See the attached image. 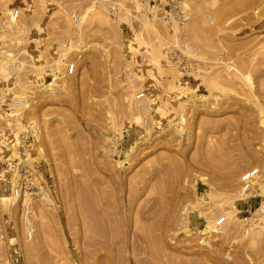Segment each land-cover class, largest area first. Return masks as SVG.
Instances as JSON below:
<instances>
[{"label":"rangeland","instance_id":"obj_1","mask_svg":"<svg viewBox=\"0 0 264 264\" xmlns=\"http://www.w3.org/2000/svg\"><path fill=\"white\" fill-rule=\"evenodd\" d=\"M262 46L264 0H0V135L34 173L12 210L0 179V264H264ZM109 214L113 247L90 232Z\"/></svg>","mask_w":264,"mask_h":264},{"label":"bare ground","instance_id":"obj_2","mask_svg":"<svg viewBox=\"0 0 264 264\" xmlns=\"http://www.w3.org/2000/svg\"><path fill=\"white\" fill-rule=\"evenodd\" d=\"M92 11H94V8L93 7L92 8L91 7L88 8L86 10V14L81 17L82 21L83 20L86 21L87 18H88V16H89V14ZM11 17H12V19H18V17L15 16V15L14 16L12 15ZM23 30L26 31L25 28H23ZM15 33H17L16 30H15ZM192 46H195V45H192ZM65 47L68 48V49H70L71 46L69 47V45H65ZM262 48L264 49V46H262ZM59 62L62 65L61 66L60 75L65 76V77H68L70 75L75 74V67H76L75 63H70V62L68 63L67 60L64 59V57H62ZM35 67L36 68H40V65H35ZM59 68H60V66H59ZM230 68L232 70H234L235 73L239 74L244 79V81L250 86L251 90H253V87H254L253 86L254 85V78H253V76H252V74L250 72L247 73V74H245L236 65L230 66ZM10 72L11 73L18 74V69L15 68L14 66H11L10 67ZM263 83H264V81H263ZM212 85H214V88L215 89H219L221 87L219 81H213L212 82ZM45 87H46V90H51L52 88H54V84H53V82L46 83ZM139 95H142V93H139ZM139 95L136 94V97L139 98L140 97ZM71 96H72V94H70L69 97H71ZM201 98L206 99L207 97L206 96H201ZM137 101L139 102V100H137ZM17 103L22 104V101H18ZM142 109H143V111L145 113H148L149 112V109H148L147 105H142ZM258 109H259V113H260V115L262 117V122L264 124V107L262 105H259L258 106ZM137 118L139 120V117L138 116L136 117V119ZM62 121L64 123H66V121H67L66 114H64L62 116ZM179 122H180L179 124H182V125L185 124L186 125L187 119H186L185 115H183V114H180L179 115ZM176 131H177V134L179 136H182V133L179 131V129H176ZM35 132L37 134V131H35ZM122 163H124V162H122ZM244 175H243V177H244ZM243 177H242V182H241L242 184L240 185V195H241V192H242V195L243 194L244 195H249L248 193H250V192H258V189H252V186L256 183L255 179H253V181H252L251 188H249L247 190L246 187H245L246 183L243 181ZM227 186L229 188L233 186V179L232 178H229L227 180ZM17 198L18 197H16V196H11V197L3 196V197H1V201L3 202V205H4L5 208H8L9 210H12L13 209L12 208V204H13L12 201L13 200L11 201V199H14V201H16ZM82 206H83V204H82ZM257 211H262L264 213V202L261 205V207H259V209ZM215 215L216 214L212 215V217H209V219H208V226H209V228L215 229V230H219L218 231L219 232V235L221 237L223 236V238L226 237L225 235H227V236L230 235L228 233H231L230 232L231 230H227L226 225H228L227 224L228 218L229 217L230 218L231 217H234V214L232 212H227V213L223 214V216H225V218L223 219V222L220 223V224H218V222H219L220 219H222V216L216 217ZM39 218H40L41 222L44 223L42 225V227L45 229V227L47 226L46 225V221H45V219L47 218V212L44 209H42V208H41V216ZM103 219H104V223L106 222L105 223L106 224V227L103 228L104 227V224H101L102 223V220L98 219L99 221H97L96 223H94L93 227H91V229H90L91 236H92L93 240L96 239V237H98V238H101V237L107 238V244H108V246L113 247V246L116 245V243L118 241V238H120L122 236V234H123V230H122L121 224L117 222L116 216L115 215H112V214H109L106 218L104 217ZM183 219H184L183 216L180 217L178 225H181V223L183 224ZM29 226H31V225H29ZM245 234H246V232H245ZM94 242H95V240H94Z\"/></svg>","mask_w":264,"mask_h":264},{"label":"built area","instance_id":"obj_3","mask_svg":"<svg viewBox=\"0 0 264 264\" xmlns=\"http://www.w3.org/2000/svg\"><path fill=\"white\" fill-rule=\"evenodd\" d=\"M3 107L5 108V105L0 102V109ZM17 137L13 133L0 135V179L6 184L8 191L19 198L26 196L31 189L34 173L33 170L25 167L24 163L25 156L31 153L29 137L25 134ZM258 171L254 169L244 175L243 181L246 183L247 190L251 188L253 179L256 180ZM47 198L50 197L47 195ZM223 219H220L218 224L222 223ZM244 220L248 226L249 218L245 217ZM29 236L31 237V233Z\"/></svg>","mask_w":264,"mask_h":264}]
</instances>
